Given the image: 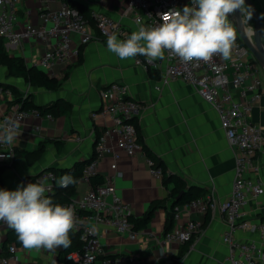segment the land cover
I'll list each match as a JSON object with an SVG mask.
<instances>
[{"label": "crops", "instance_id": "crops-1", "mask_svg": "<svg viewBox=\"0 0 264 264\" xmlns=\"http://www.w3.org/2000/svg\"><path fill=\"white\" fill-rule=\"evenodd\" d=\"M72 1L79 8L88 11L98 9L119 19L130 33L138 29L126 10L125 0ZM251 1L261 19L260 36L264 42V0ZM62 3L63 0H20L16 26L28 22L40 25L39 12L44 9L56 10ZM254 23L252 16L248 26L253 27ZM72 38L74 42L77 41L76 35ZM106 42L107 39L93 38L80 47L78 55L57 63L50 70L44 69L49 77L57 81L54 89L30 85L22 77L9 74L5 65H0V83L15 86L20 93L28 91L36 105L58 102L66 106L62 113L51 114L50 117L28 116L20 123L21 135L13 144L18 154L12 163L0 168V189L16 190L44 169L70 168L77 162L90 159L96 133H102L111 124L108 116L92 117L91 113L106 103L101 91L109 83L124 84L128 96L142 104L135 117L137 138L142 150L132 155L118 150L116 159L112 153L105 154L96 172L102 177L110 175L113 173L110 164L116 162V192L130 205L134 216L142 215L153 200H163V204L156 208L146 227L138 230L136 239L106 230L103 236L106 251L134 253L140 258V264H221L227 257L228 247L222 241L225 223L218 208L205 213L192 211L191 217L202 224L191 242H167L161 245L157 242L164 234L166 216L172 202L169 196L171 184L165 186L161 177L149 172L144 147L166 172L181 178L186 188L193 187V192L198 191L200 197L211 195L219 203L228 197L231 190L236 153L234 142L225 136L215 109L190 83L181 79L165 83L160 81L166 55L163 60H157V67L146 69L137 65L134 58L119 59L108 51ZM3 44L10 56H21L26 66L35 65V60L49 46L47 41L35 37L19 44L7 41ZM262 76L264 78L263 73ZM156 84L159 89L155 88ZM4 108V102L0 100V113ZM249 119L261 127L264 135V84ZM41 143L43 149L36 156L27 157L22 153V150H34ZM261 176V193L249 197L243 206L245 218L252 222H264V170ZM90 186V183L78 178L75 196L83 194ZM207 213L209 218L204 222ZM8 228L7 225L0 228V246ZM235 237L259 241L257 233L244 230L235 231ZM59 249L61 247L55 251L40 249L33 258L20 245L17 251L22 252L19 256L15 252L11 264H56Z\"/></svg>", "mask_w": 264, "mask_h": 264}, {"label": "built area", "instance_id": "built-area-1", "mask_svg": "<svg viewBox=\"0 0 264 264\" xmlns=\"http://www.w3.org/2000/svg\"><path fill=\"white\" fill-rule=\"evenodd\" d=\"M125 1L126 10L137 28L160 23V13L170 9L182 10L188 4L191 6L190 0ZM19 3L20 0H0V38L14 44L32 37L47 41L49 46L34 63L41 69L50 70L57 63L78 55L80 47L93 38L107 39L108 35L116 33L118 38L124 39L130 35L119 19L98 9L89 10L88 17H85L65 1L56 10H41L40 25L28 22L17 27ZM48 23L50 24L47 25ZM73 35L77 36L76 42ZM165 55L166 63L160 81L165 83L172 79H181L190 83L217 112L220 127L225 136L234 142L236 153L234 176L228 197L217 203L208 195L177 205L172 228L158 238L157 242L160 245L167 242H191L202 224L200 220L191 217L192 211L205 213L218 208L225 223L222 241L228 247L227 257L221 264H264V222L247 220L243 210L247 199L258 196L263 188L261 171L264 170V135L261 127L252 122L249 115L264 84V67L238 39L228 60L214 56L209 62L186 63L168 53ZM134 60L137 65L146 69L158 66L157 60L150 62L144 56H137ZM155 88L160 87L156 84ZM27 93L28 91H23L20 95L25 97ZM101 94L106 103L98 111L92 112L91 116L106 115L111 119V124L95 139L93 155L79 177L88 183L105 154L112 153L116 159L118 150L128 155L142 150L134 122L142 104L128 96L126 85L116 82L109 83ZM15 98L9 85L0 84V100L5 105L0 113V122L8 118H19L21 123L28 116H51L50 113H41L37 108H21L20 102L15 101ZM7 152L14 155L7 158ZM0 153L4 156L0 158V168L12 163L15 156L13 145L0 144ZM146 162L152 175L162 176L161 167L152 158L147 156ZM110 167L113 173L105 175L102 183L95 187L90 186L86 192L79 196L74 195L67 202L59 203L71 205L82 221L73 231L77 233L81 246L64 253L62 259H57L56 264H140V258L134 253H108L103 242L106 230H113L129 239L138 237V230L133 228L129 219L132 214L130 205L116 192V162L112 161ZM43 177L48 178L47 184L50 186L46 196L61 188L56 181L62 176L48 169L30 177L25 186ZM92 228L96 229L94 233ZM237 230L255 232L259 241L239 239L235 237ZM16 251L14 242L8 243L5 250H1L0 246V264H11Z\"/></svg>", "mask_w": 264, "mask_h": 264}, {"label": "clouds", "instance_id": "clouds-1", "mask_svg": "<svg viewBox=\"0 0 264 264\" xmlns=\"http://www.w3.org/2000/svg\"><path fill=\"white\" fill-rule=\"evenodd\" d=\"M190 5L158 14L160 23L141 25L124 39H119L116 33L108 35V51L121 60L144 56L151 62L163 60L166 53L186 63L209 62L214 56L228 60L237 40V30L229 17L237 10L243 15L248 39L255 35L248 26L253 10L246 6L245 0H190ZM20 135L19 118L0 122V144L11 146ZM7 154V158L14 155ZM0 158H4L3 153ZM47 180L43 177L16 190L0 189V221L14 230L18 242L27 250L67 249L72 244L70 233L82 224L71 205L54 203L46 196L50 187ZM56 183L67 188L76 180L65 174ZM91 231L94 233L96 229Z\"/></svg>", "mask_w": 264, "mask_h": 264}, {"label": "trees", "instance_id": "trees-1", "mask_svg": "<svg viewBox=\"0 0 264 264\" xmlns=\"http://www.w3.org/2000/svg\"><path fill=\"white\" fill-rule=\"evenodd\" d=\"M66 3H68L70 6L76 8L79 12H81L85 17H88L89 11L83 8H79L72 0H63ZM237 39L239 41L240 38L237 35ZM242 42V41H241ZM4 39L0 38V65H5L8 73L14 76L22 77L25 82H27L30 85L34 86H42L47 89H54L57 87V81L49 77L44 70L41 68L33 65V66H26V64L23 61V58L21 56H10L7 51L5 50L4 47ZM13 92L14 95L16 96L15 101L20 102L21 108H37L40 110L41 113H50V114H57V113H62L65 111L66 106L65 104L54 102L51 104L47 105H36L34 101L31 98V93H27L25 97H21L20 92L15 86L9 85ZM135 122V119H134ZM100 135V133H96V138ZM43 149V144H39L34 150L32 151H23L27 157L29 156H36L39 154ZM145 153L148 157L152 158L154 160V163L161 167L162 169V183L167 186L168 184H171V188L169 189V196L171 197V204L170 208L167 212L166 216V223H165V228H164V233L166 231H169L174 222L173 214L175 212V207L179 204L188 202L196 197H200L198 191L193 192L192 188L193 187H185V183L181 178H179L177 175L174 173H168L164 170V168L161 166L160 163H157L155 161V158L153 155L149 152V150L145 149ZM18 154V151L15 150V156ZM90 161V159H87L85 161L77 162L75 163L72 167L70 168H65V169H54L53 167L47 168L48 170H53L58 176H63L65 174H70L72 175L76 182L78 178L82 174V170L85 166ZM45 170V169H44ZM90 184L92 187H95L96 185L100 184L103 182V177L101 174L95 172L93 175L90 176ZM76 183L69 185L67 188H58L56 189L52 194L49 196L52 198L54 203H64L69 201L76 193L75 189ZM180 193L179 199L175 201V197L177 194ZM163 204V200L156 199L150 202L148 208L146 211L140 215V216H134L130 215L129 219L133 223V228L134 229H141L146 227L150 219L152 218L154 211L156 208L161 206ZM208 212V211H207ZM209 218V214L207 213L205 215V220L206 222ZM70 238L72 240V244L69 248L65 249L61 247L60 251L57 253V259H62L63 254L73 250V249H79L81 246V243L79 241V238L77 236V233H70ZM14 242L16 246H20L21 244L18 242L16 234L14 230L11 228H8L4 234V238L1 241V250H5L6 246L8 243ZM2 253V251H1Z\"/></svg>", "mask_w": 264, "mask_h": 264}, {"label": "water", "instance_id": "water-1", "mask_svg": "<svg viewBox=\"0 0 264 264\" xmlns=\"http://www.w3.org/2000/svg\"><path fill=\"white\" fill-rule=\"evenodd\" d=\"M245 4L246 6H251V9L253 10L252 16L255 22L253 30L255 35L253 36L252 40H249L247 35L245 34V26L243 24L242 13L239 10L232 14L229 17V20L233 23L234 27L236 28L237 35L239 36L240 40L248 47V49L251 51L256 60L261 63L264 67V42L262 41L260 36L261 19L251 0H245ZM179 196L180 193L177 194L174 200L177 201L179 199ZM59 251L60 249L58 250V252Z\"/></svg>", "mask_w": 264, "mask_h": 264}, {"label": "rangeland", "instance_id": "rangeland-1", "mask_svg": "<svg viewBox=\"0 0 264 264\" xmlns=\"http://www.w3.org/2000/svg\"><path fill=\"white\" fill-rule=\"evenodd\" d=\"M244 24V23H243ZM245 26V25H244ZM253 28V27H252ZM5 42V41H4ZM11 51V50H10ZM42 70H44V69H42ZM6 224H2L1 222H0V228H2V227H4ZM26 251H29V256H31V257H33V258H36V256H37V253L39 252V250H35V249H32V250H27L26 249ZM22 252V251H21ZM21 252L19 251H17L16 252V255H20L21 254Z\"/></svg>", "mask_w": 264, "mask_h": 264}]
</instances>
